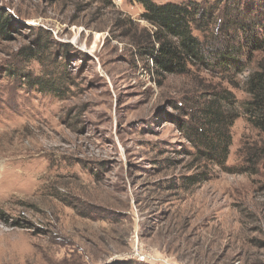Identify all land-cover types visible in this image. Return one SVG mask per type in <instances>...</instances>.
I'll return each mask as SVG.
<instances>
[{
  "label": "rangeland",
  "instance_id": "obj_1",
  "mask_svg": "<svg viewBox=\"0 0 264 264\" xmlns=\"http://www.w3.org/2000/svg\"><path fill=\"white\" fill-rule=\"evenodd\" d=\"M154 1L211 7V34L226 4L250 20L264 4ZM0 12V264H264V132L242 107L262 54L242 73H161L142 53L138 0H0ZM209 91L240 113L225 164L195 144Z\"/></svg>",
  "mask_w": 264,
  "mask_h": 264
},
{
  "label": "trees",
  "instance_id": "obj_2",
  "mask_svg": "<svg viewBox=\"0 0 264 264\" xmlns=\"http://www.w3.org/2000/svg\"><path fill=\"white\" fill-rule=\"evenodd\" d=\"M138 1L144 7L142 19L151 27L142 53L152 60L157 72L182 75L188 73L192 65L200 64L206 68L220 67L223 71L235 68L236 73H242L247 69L243 59L250 62L254 53L262 54L256 60V69L247 76L245 92L249 97L242 107L252 126L264 132V4L259 12L253 10L251 20V8L246 13L239 1H233L232 8L226 4L221 10L218 34H211V24L217 21L211 7L196 1ZM8 26L5 14L0 12V32L7 35ZM195 30L201 32L202 38ZM209 92L196 121L200 124L195 125L194 132L198 131L195 144L207 149V157L225 164L231 145L229 129L240 113L233 107L230 112L222 109L224 102L231 100L229 95Z\"/></svg>",
  "mask_w": 264,
  "mask_h": 264
}]
</instances>
